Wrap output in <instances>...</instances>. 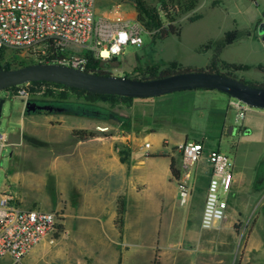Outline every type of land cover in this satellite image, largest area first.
Here are the masks:
<instances>
[{
  "label": "crops",
  "instance_id": "1",
  "mask_svg": "<svg viewBox=\"0 0 264 264\" xmlns=\"http://www.w3.org/2000/svg\"><path fill=\"white\" fill-rule=\"evenodd\" d=\"M257 18L256 26L264 22V14L262 19ZM257 39L264 45L260 36ZM212 93L216 92L204 97L207 118L214 122L206 135H215L220 146L233 137L231 128L244 126L237 123L234 101L225 94ZM190 100L184 96L174 99V93L132 99L123 104L121 111L115 108L117 105L85 102L96 110L76 115L61 109L33 114L23 108L17 126L11 133L0 135V176H5L0 195L9 196L21 209L58 212L59 239L69 234L90 244L101 264H153L155 259L157 264H201L200 248L205 236L219 227L200 228L203 202L199 200L195 217L203 234L194 238L187 233L185 212L195 195V183L192 196L180 203L170 171L172 160L176 168L180 166L176 158L180 156L177 148L181 143L199 141L206 146L207 136L190 140L179 128L190 123L189 118L184 119L188 107L193 106ZM97 126H107L108 133L97 131ZM74 130L92 132L94 136L77 140L71 134ZM204 159L206 162V157L201 162ZM238 182L234 171L230 194L237 192ZM120 199L124 210L118 225ZM238 215L226 214L232 218L225 221V217L221 228L232 231ZM42 242L30 251L25 263ZM79 255L77 261L66 263L89 264L88 257Z\"/></svg>",
  "mask_w": 264,
  "mask_h": 264
},
{
  "label": "rangeland",
  "instance_id": "2",
  "mask_svg": "<svg viewBox=\"0 0 264 264\" xmlns=\"http://www.w3.org/2000/svg\"><path fill=\"white\" fill-rule=\"evenodd\" d=\"M155 2L156 0H147V4L151 7L155 6ZM257 2L200 0L194 11L178 20L176 34L167 35L163 39H158L157 31L148 30L143 23L142 46L140 48L128 46L123 56L111 62L100 63L98 68L113 76L126 75L140 79L148 77L151 71L155 74L163 70L174 71L177 68L193 71L211 65L214 71L229 74L246 83L264 84V45H261L257 39L258 26H256L257 21L254 20L255 16L262 19L264 0H260L258 6H256ZM95 6L97 15L109 20L136 19L134 0H95ZM6 63L12 69L20 65L18 61L3 58V64ZM33 89L35 92L32 91L29 83L12 87L7 97L5 90L0 92V101H3L0 110V135L3 132L11 133L17 126L23 108L26 111V103L48 107V109L26 111L33 114L54 113L61 109L66 110L67 114L76 115L91 108L96 110L94 106L86 104L83 99L61 87ZM47 90L53 92L54 97L45 96L44 92ZM64 92L67 98L58 99V94ZM210 92H216L212 94L221 96L223 94L211 90L174 93V99L183 96L192 98L189 105L193 106L188 107L187 116H184V119L189 118L190 123L179 127L181 131L187 133L190 140L207 136L206 130L214 123L207 118L205 108L204 97ZM224 96L231 101L235 100L227 95ZM116 101L115 108L121 111L125 102L120 99ZM97 102L108 105L105 101ZM246 110L245 113L236 110L237 123L243 125L249 134L233 136L228 144L222 142L220 146L216 144L215 135L209 134L205 139L204 158L209 151L219 148L234 162V171L239 178L238 190L233 195L230 193L225 195L224 199L228 205L226 214L230 213L233 216L234 213H239V215L232 231L221 228L223 224L220 223L218 229L207 233L200 248L203 250L201 264H264V110L255 108ZM100 121L107 122L104 119ZM109 123L113 124L111 120ZM223 135L227 137V131ZM210 142H213V145L215 143V146L210 147ZM8 153L9 151L6 150L5 156ZM176 161L179 165V155ZM208 171L209 166L204 159L196 175L194 169L191 177L196 190L191 205L185 212V226L187 233L194 238H200L203 234L197 225L195 210L197 201L200 200L204 204ZM4 178L5 176H0V186ZM230 218L232 217L227 216L225 221H229ZM60 227L59 223L53 236L54 242L44 240L36 252L29 255L26 264H64L72 259L77 261L76 257L79 254L88 257L89 264H101L100 257L93 253L90 244L83 243L82 240L69 234L59 239ZM194 249L197 251L198 247L195 245ZM7 263L8 259L0 261V264Z\"/></svg>",
  "mask_w": 264,
  "mask_h": 264
},
{
  "label": "built area",
  "instance_id": "3",
  "mask_svg": "<svg viewBox=\"0 0 264 264\" xmlns=\"http://www.w3.org/2000/svg\"><path fill=\"white\" fill-rule=\"evenodd\" d=\"M143 31L135 18L109 20L98 16L95 0H0V52L4 58L27 65L50 63L86 71L91 61L111 62L123 56L128 46L140 48ZM10 90H5L6 97ZM234 107L243 112L249 108L236 100ZM96 130L107 133L108 127L97 126ZM177 150L180 166L175 167L178 178L174 180L179 201L185 203L193 194L191 177L205 148L202 142L185 141ZM206 163L209 177L200 228L211 230L226 217L224 196L232 188L234 162L216 149L209 151ZM59 223L58 212L21 209L9 196L0 195V261L26 264V257L36 245L44 240L54 242Z\"/></svg>",
  "mask_w": 264,
  "mask_h": 264
},
{
  "label": "water",
  "instance_id": "4",
  "mask_svg": "<svg viewBox=\"0 0 264 264\" xmlns=\"http://www.w3.org/2000/svg\"><path fill=\"white\" fill-rule=\"evenodd\" d=\"M257 34L264 42V22L257 27ZM47 82L70 89L83 90L96 95H114L132 99H149L182 91H218L248 106L264 110V87L246 83L231 76L206 70L175 72L156 78L135 79L81 71L58 64H31L16 69L0 68V92L12 87ZM3 101H0V110ZM27 112L48 107L26 103ZM247 129L243 131L246 134Z\"/></svg>",
  "mask_w": 264,
  "mask_h": 264
},
{
  "label": "trees",
  "instance_id": "5",
  "mask_svg": "<svg viewBox=\"0 0 264 264\" xmlns=\"http://www.w3.org/2000/svg\"><path fill=\"white\" fill-rule=\"evenodd\" d=\"M200 0H156V4L154 7H151L147 4V0H134L135 2V12H136V20L139 21L142 25L143 23L146 24L148 30L154 29L157 31V38L163 39L167 35H174L177 32V22L178 20L184 16L187 13H190L194 11L198 5ZM196 19V18H194ZM4 56L3 53L0 52V61L3 60ZM175 64V63H174ZM27 64L20 63V65L17 67H22ZM1 69L9 70L12 69L9 64H3L0 66ZM152 69H149L151 71ZM200 70H206L209 72H216L212 69V66L207 67L205 69ZM182 71H189V69H182L177 68L174 71L171 70H163L159 73L155 74V72L151 71L150 75L148 77L140 78V79H147V78H156L158 76H165L169 75L171 73L175 72H182ZM86 72H92L96 74H103V75H111L107 71L100 70L98 68V63L95 61H91L89 64V68L86 70ZM222 74V73H221ZM227 76H231L229 74H224ZM232 77V76H231ZM139 79V78H135ZM32 86V91H34L33 88H42V87H54V88H64L66 91H70L73 94H75L79 99H83L87 103H95L97 101H105L109 104V106L114 107L117 103L116 100H122L125 103H128L132 100V98L128 97H120V96H114V95H96L91 94L88 92H85L83 90H77V89H70L62 85L53 84V83H47V82H32L30 83ZM261 87H264V84H254ZM45 93V96L48 97H54L53 92L50 90H47ZM67 98V94L60 93L58 94V99L65 100ZM72 136L77 140H87L89 138H92L94 134L92 132H86V131H72ZM121 156L124 154V151H121ZM122 161H125L124 157H121ZM170 171L172 176L176 179L178 178V170L175 168L174 161H171L170 164ZM123 203L120 200H118V206H117V224L121 225L122 222V215H123ZM153 264H157L156 259L154 260Z\"/></svg>",
  "mask_w": 264,
  "mask_h": 264
},
{
  "label": "flooded vegetation",
  "instance_id": "6",
  "mask_svg": "<svg viewBox=\"0 0 264 264\" xmlns=\"http://www.w3.org/2000/svg\"><path fill=\"white\" fill-rule=\"evenodd\" d=\"M245 130V127H238V128H235V129H230L231 131V135L233 136H242L244 135L243 134V131ZM228 131V130H227ZM228 133V132H227ZM249 133V132H246V134Z\"/></svg>",
  "mask_w": 264,
  "mask_h": 264
},
{
  "label": "bare ground",
  "instance_id": "7",
  "mask_svg": "<svg viewBox=\"0 0 264 264\" xmlns=\"http://www.w3.org/2000/svg\"><path fill=\"white\" fill-rule=\"evenodd\" d=\"M249 153V152H248ZM242 155H244V154H242Z\"/></svg>",
  "mask_w": 264,
  "mask_h": 264
}]
</instances>
